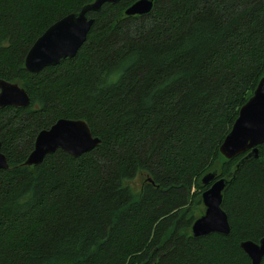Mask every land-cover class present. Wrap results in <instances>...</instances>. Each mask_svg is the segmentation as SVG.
Listing matches in <instances>:
<instances>
[{"label": "trees", "instance_id": "obj_1", "mask_svg": "<svg viewBox=\"0 0 264 264\" xmlns=\"http://www.w3.org/2000/svg\"><path fill=\"white\" fill-rule=\"evenodd\" d=\"M92 1L0 0V78L31 97L0 108V264H253L241 242L264 237V143L248 158L220 146L264 75V0H154L129 16L136 0L106 3L75 57L30 72L35 40ZM60 118L101 143L24 164ZM213 170L231 232L196 237Z\"/></svg>", "mask_w": 264, "mask_h": 264}, {"label": "water", "instance_id": "obj_2", "mask_svg": "<svg viewBox=\"0 0 264 264\" xmlns=\"http://www.w3.org/2000/svg\"><path fill=\"white\" fill-rule=\"evenodd\" d=\"M120 0H94L82 6L78 12H71L51 24L30 47L25 65L30 72H40L48 66H54L65 58L77 55L87 40L95 18L90 12H99L106 3H118ZM154 0H136L125 11L126 15H145L154 8ZM31 103L28 91L18 82L0 78V108L5 106L27 107ZM101 143L89 124L83 119L60 118L51 127L41 130L35 141L34 149L24 164L39 165L48 154L58 149L72 156H80L93 150ZM264 143V75L261 77L251 97L240 108L232 129L220 146L221 154L232 159L251 150L246 158L259 156V145ZM9 168V161L2 151L0 140V169ZM210 185L202 193L205 211L192 225L194 236H204L213 232L228 235L231 222L223 208L224 189L229 180L217 178V170L209 171L201 179ZM241 247L249 255L253 264H262L264 257V237L259 242L245 240Z\"/></svg>", "mask_w": 264, "mask_h": 264}, {"label": "rangeland", "instance_id": "obj_3", "mask_svg": "<svg viewBox=\"0 0 264 264\" xmlns=\"http://www.w3.org/2000/svg\"><path fill=\"white\" fill-rule=\"evenodd\" d=\"M147 178V173L141 172L134 180H132L131 185L136 189V191H141L144 185L146 184ZM204 211L205 206L203 203L195 205L194 213L196 214V216H200V214L202 212L204 213Z\"/></svg>", "mask_w": 264, "mask_h": 264}, {"label": "flooded vegetation", "instance_id": "obj_4", "mask_svg": "<svg viewBox=\"0 0 264 264\" xmlns=\"http://www.w3.org/2000/svg\"><path fill=\"white\" fill-rule=\"evenodd\" d=\"M205 185V184H204ZM210 186V185H209ZM209 188V187H208Z\"/></svg>", "mask_w": 264, "mask_h": 264}]
</instances>
